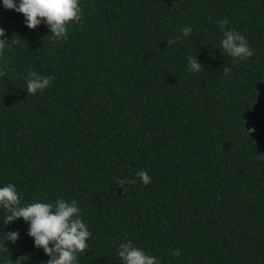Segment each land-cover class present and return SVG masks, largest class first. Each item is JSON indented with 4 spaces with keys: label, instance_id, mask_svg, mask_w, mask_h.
I'll list each match as a JSON object with an SVG mask.
<instances>
[{
    "label": "trees",
    "instance_id": "16d2710c",
    "mask_svg": "<svg viewBox=\"0 0 264 264\" xmlns=\"http://www.w3.org/2000/svg\"><path fill=\"white\" fill-rule=\"evenodd\" d=\"M80 6L65 41L0 5L15 38L0 55V185L22 204L77 200L91 232L80 264H120L129 239L161 264H264V0ZM224 18L251 57L234 63L221 48ZM30 67L53 77L35 94ZM9 229L20 237L5 249L0 234V264L48 259L22 218L0 223Z\"/></svg>",
    "mask_w": 264,
    "mask_h": 264
},
{
    "label": "clouds",
    "instance_id": "9594fccd",
    "mask_svg": "<svg viewBox=\"0 0 264 264\" xmlns=\"http://www.w3.org/2000/svg\"><path fill=\"white\" fill-rule=\"evenodd\" d=\"M0 5L22 13L24 23L30 29L42 23L47 25L52 40H68L70 22H78L82 18L80 0H0ZM228 23V18L218 21L223 33L220 39L221 48L233 58L234 63L251 57L253 49L249 46L246 35L226 27ZM181 32L183 37H188L193 29L187 25L182 27ZM14 39L9 40L5 29L0 27V55L11 46L10 42ZM201 66L196 56L188 58L189 71H199ZM3 70L4 66L0 65V74ZM227 70L225 67V71ZM52 79L51 75L41 74L34 67H30L25 77V90L35 94L44 90ZM135 177L145 185L151 181L146 170L136 172ZM125 180H120L118 185L123 186ZM127 182L135 183L136 180L133 178ZM0 208L6 210L3 218H0L3 225H8L17 218H22L27 223V235L32 238L33 246L42 249L48 257L43 264H80L79 254L88 247L91 232L81 218L82 209L77 200L59 198L55 202H44L37 199L35 202L22 204L16 185L7 183L0 185ZM0 234L4 238L3 247L5 240L15 243L20 237L19 230L9 229ZM117 255L120 264H161L157 256L148 254L130 239L119 244ZM172 255H179V252L174 251ZM23 259H28V256L18 258L19 264Z\"/></svg>",
    "mask_w": 264,
    "mask_h": 264
}]
</instances>
